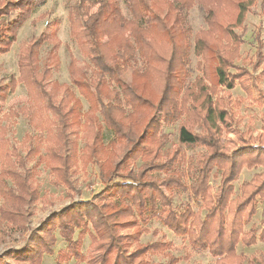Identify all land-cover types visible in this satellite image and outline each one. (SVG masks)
Wrapping results in <instances>:
<instances>
[{"label": "trees", "instance_id": "obj_1", "mask_svg": "<svg viewBox=\"0 0 264 264\" xmlns=\"http://www.w3.org/2000/svg\"><path fill=\"white\" fill-rule=\"evenodd\" d=\"M3 1L5 5L0 7V57L11 51L18 31L45 3V0ZM121 1L131 17L124 14ZM176 1L180 3L176 5L169 0H77L72 7L69 15L72 37L95 70L94 78L88 79L86 74L77 76L72 68L73 85L87 99L90 110L101 115L107 129L118 140L125 136L128 143L124 144L119 161L108 166L103 190L92 200L76 201L61 211L53 212L32 231L25 247L14 252L16 262L41 264L44 254H53L52 247L56 242L54 229L59 227L58 220L61 222L60 236L67 243L66 248L58 251L56 260L59 264L71 261L86 264H178L181 259L172 253V242L165 239L145 244L138 242L140 236L150 233L147 225L154 221L177 237L186 239L194 250L208 251L215 264H246V256L238 253V246L251 247L258 241H264V229L260 233L254 227L246 230L258 212L259 201L264 200V172L255 174L252 180L241 186L240 194L232 197L235 194L233 183L243 168L264 166V134L256 139L242 136L238 128L241 118L234 115L223 99L212 98L213 92L204 85V78L195 83L198 93L194 101L198 109L200 106V112L189 104V94L184 93L183 87L190 75L187 50L191 31L185 27L183 10L190 9L199 0ZM203 1L207 5L210 30L200 33L195 42L198 53L204 55L201 68L207 75L214 56L219 63L215 69V85L232 90L239 83L251 95V85L243 79L244 72L227 71L234 66L232 60L238 56L241 35L226 24L231 22L236 28L243 27L244 15L255 0ZM95 6H98V11L90 15L91 8ZM165 13L166 17H163ZM14 14L16 17L10 19ZM212 34H218L220 41L223 38L232 40L231 44H236L232 49L234 54L232 50L224 54L220 41H217V49L214 48ZM50 38L46 32L41 33L20 54L19 68L31 70L22 73L19 80L0 86V102L21 81L30 90L35 104L62 122L61 110L69 105L71 99L74 100L73 108L81 109L82 103L69 87L64 86L61 98L54 95L53 90H44L43 82L51 76L50 68L46 65L44 74L38 76L36 61ZM257 42L258 48H262L258 35ZM137 49L145 60V69L135 70V75L152 82L160 78L163 82L162 96L157 103L138 86L126 84L121 76L130 68ZM257 57H261L260 49ZM55 84L58 89L59 85ZM112 85H117L121 91L113 89ZM260 99V104H264V99ZM123 105L133 111L128 109L129 118L142 110H152L153 114L142 132L130 134L129 128L127 133L124 132L123 123L117 119L126 114ZM182 114L187 120L179 128V144L206 148V152L196 159L187 160L181 146L174 151L165 149L169 138L162 135L163 126L174 125ZM47 123L51 124L50 118ZM196 123L206 129V135L193 131ZM66 129V125L61 124L59 135L64 136ZM223 131L236 134L242 144L233 153L222 141ZM101 136H98L99 141ZM95 150L90 152V158L94 160L97 156ZM138 160L142 164L136 170ZM186 162L192 178L189 185L180 169ZM65 163L61 160L54 168L61 175L67 173ZM9 171L8 168L6 172ZM212 177L219 178L216 190L210 185ZM4 180L2 178V184ZM186 192L201 204L200 209L196 211L189 204L180 210L173 206V193ZM76 232L79 235L74 239ZM86 236L90 244L84 253L82 247ZM157 256H163L167 261L154 263L152 258ZM247 264H264V261L252 257Z\"/></svg>", "mask_w": 264, "mask_h": 264}, {"label": "rangeland", "instance_id": "obj_2", "mask_svg": "<svg viewBox=\"0 0 264 264\" xmlns=\"http://www.w3.org/2000/svg\"><path fill=\"white\" fill-rule=\"evenodd\" d=\"M169 1L176 5L180 3L176 0ZM238 1L248 2L250 0ZM0 2V7L5 5V1L0 0ZM76 2L77 0H45V3L35 10L18 31L17 41L13 44L11 51L0 57V86L5 87L13 80H19L22 73L30 72L29 68H19L20 54L34 38L46 32L51 38L41 48L36 61L38 76L44 74L46 65L50 68L51 76L44 79V90L46 92L53 90L52 93L61 98L64 86L69 87L82 103L81 109L73 108L74 100L71 99L68 102L69 105L62 108V122H59L56 116L51 115V112L43 110L39 104H35L30 90L21 81L17 82L15 89L9 91L5 100L0 102V264H29V261L16 262L14 252L25 247L32 231L39 228L53 212L61 211L73 202L95 198L105 186L108 177L105 172L108 166L119 161L124 144L128 143L125 136L124 139L118 140L113 135L114 133L107 129L101 115L90 110L87 99L81 96L73 85L70 74L72 68L73 71H76L77 76L86 74L88 79L94 78L95 71L71 34L69 15ZM121 3L124 14L131 17L123 1ZM248 7L243 18V27L236 28L229 21L226 24L230 30L241 35L238 56L234 55L235 58L232 60L234 66L229 67L227 71L230 73L244 72L243 79L249 81L251 95L239 83L232 90L215 85V69L219 63L214 56L208 66L207 75L201 68V65L204 64V55L198 53L195 42L200 33H208L210 30L207 21V5L203 0L196 1L190 9L183 10L185 27L191 31L188 36L189 47L187 50L190 75L183 88L184 93L189 94V104L194 105L195 110L199 113L201 108L199 106L198 109V104L194 101V97L198 93L195 83L204 78V85L213 92L211 93L212 98L223 99L227 107L232 109L234 115L241 118L238 125L240 134L249 139H256L264 134V104H260V98L264 99L263 0H255ZM97 11L98 6L91 8L90 15ZM224 12L226 13L225 10ZM162 15L166 17V13ZM15 17L16 14L10 19ZM257 35L258 40L260 37L261 44H263L262 48H258ZM211 36L212 45L216 48L217 41H220L218 34ZM232 42L227 38L221 39L220 49L224 54L234 50L236 44L233 46ZM131 43L134 47L136 46L133 39H131ZM259 49L260 58L257 57ZM233 50L232 54H234ZM130 64V68L121 74L125 83L138 86L139 90L143 91L154 103H157L162 96L163 82L160 78H156L152 82L135 75V70L145 69V60L138 49ZM55 83L59 85L58 89ZM111 87L116 89L117 85ZM117 90L121 91L119 88ZM126 107L123 105L126 114L117 118L123 123L124 132L127 133L128 128L130 134L142 132L153 114L152 110H142L129 118V108ZM184 116L185 114H182L174 125L163 126L162 135H167L169 138L165 149L174 151L181 146L178 137L180 126L187 120ZM48 118L51 121L50 125L47 123ZM93 123H95L94 127H92ZM61 124L67 127L64 130V136L58 133V127ZM98 130H101V133L97 134ZM193 131L201 136L207 133L206 129L198 123L194 125ZM101 134L102 139L99 141L98 136ZM221 138L232 153L242 145L234 133L223 131ZM181 147L185 149L187 160L196 159L206 152L204 146ZM94 149L97 150L95 160L90 158V152ZM10 153L12 155L9 157ZM61 160L66 162L63 164L67 172L66 175H61L54 169L61 163ZM141 164V160L136 162V170ZM188 165L186 162L180 169L184 171V179L189 185L192 178ZM8 168L10 169L9 173L6 172ZM261 172H264V166L243 168L238 180L233 183L235 194L232 197L235 198L236 195H239L241 186L252 180L255 174ZM2 178L5 179L4 184L1 183ZM210 185L216 190L219 178L212 177ZM7 190L8 192H6ZM172 197L173 206L177 210L183 209L187 204L193 206L196 211L201 207V204L194 199L190 192L173 193ZM263 219L264 200H260L258 212L252 222L246 226V230L254 227L260 233L264 229ZM58 224L59 227L54 229L56 242L52 247L53 254H44L41 264H59L56 260L58 251L67 246L65 240L60 236L61 222L59 220ZM147 226L150 233L140 236L139 243L145 244L165 239L174 245L172 253L181 259L178 264H215V259L208 251L194 250L186 239L177 237L159 222L154 221ZM78 235L79 232H76L74 239H77ZM89 244L90 239L86 236L82 247L84 253H87ZM8 253L11 257L7 256ZM238 253L246 256V264L252 257L264 261V241H258L251 247L240 244ZM152 261L165 263L167 258L157 256L153 257ZM60 264L86 263L71 261Z\"/></svg>", "mask_w": 264, "mask_h": 264}]
</instances>
